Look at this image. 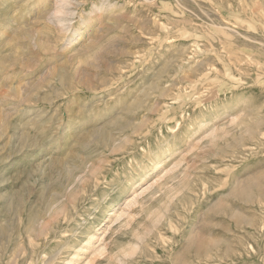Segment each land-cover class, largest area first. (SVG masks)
I'll use <instances>...</instances> for the list:
<instances>
[{
    "label": "rangeland",
    "instance_id": "rangeland-1",
    "mask_svg": "<svg viewBox=\"0 0 264 264\" xmlns=\"http://www.w3.org/2000/svg\"><path fill=\"white\" fill-rule=\"evenodd\" d=\"M0 264H264V0H0Z\"/></svg>",
    "mask_w": 264,
    "mask_h": 264
},
{
    "label": "bare ground",
    "instance_id": "bare-ground-1",
    "mask_svg": "<svg viewBox=\"0 0 264 264\" xmlns=\"http://www.w3.org/2000/svg\"><path fill=\"white\" fill-rule=\"evenodd\" d=\"M18 152H19V151H18ZM155 164H157V163H155ZM91 237H92V236H91ZM130 249L132 250V249H133V247H131Z\"/></svg>",
    "mask_w": 264,
    "mask_h": 264
}]
</instances>
